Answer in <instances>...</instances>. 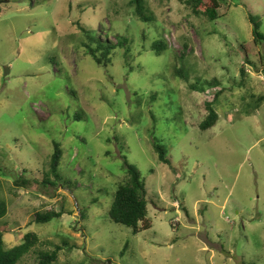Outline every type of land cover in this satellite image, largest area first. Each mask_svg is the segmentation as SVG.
I'll use <instances>...</instances> for the list:
<instances>
[{"label":"rangeland","instance_id":"374dc122","mask_svg":"<svg viewBox=\"0 0 264 264\" xmlns=\"http://www.w3.org/2000/svg\"><path fill=\"white\" fill-rule=\"evenodd\" d=\"M142 1L151 22L130 0H0V235L8 249L39 238L18 264L56 246L54 264H264V48L247 19L264 34V0H218L214 22L186 0ZM88 36L123 45L104 67ZM209 103L218 120L201 131ZM54 141L58 186L16 188L46 172ZM124 157L148 202L151 228L136 235L108 217ZM49 210L63 214L33 223Z\"/></svg>","mask_w":264,"mask_h":264},{"label":"trees","instance_id":"16d2710c","mask_svg":"<svg viewBox=\"0 0 264 264\" xmlns=\"http://www.w3.org/2000/svg\"><path fill=\"white\" fill-rule=\"evenodd\" d=\"M38 2L40 0H31ZM224 3V1L222 0ZM132 5H135V13L141 22L147 23L151 22L150 19L144 16V7L142 0H130ZM187 6L192 10V13L196 16H204L210 22H214L218 19V12L220 4L218 0H186ZM1 15V7H0ZM249 23L252 25V36L253 42L257 45L263 46L264 48V34L260 32V24L257 22L256 18L250 13L247 15ZM89 44H84L87 49V53L92 57V59L99 65L107 66L111 63V52L112 50L122 47L123 43L119 42L115 47H113L108 42H101L99 38L88 36ZM123 42H126L123 39ZM95 44L92 47L90 44ZM153 51L155 53L161 54L168 50L164 40H158L152 45ZM247 51V50H246ZM129 48L125 49V54H128ZM263 59V58H262ZM247 61V60H246ZM185 62V57L183 55L175 57L174 65L172 67V76L176 79L186 81L190 79L189 71L191 68H186L183 63ZM132 72V70H131ZM243 73V72H242ZM197 82L199 80H196ZM208 82H204L202 86H206ZM258 105L264 102V98H260ZM208 116L199 125L201 131H207L214 127L217 123L218 116L212 104H206ZM259 107V106H258ZM256 107V110L258 109ZM154 151L157 155V159L160 163L170 167L171 163L167 157L166 150L163 146L154 143ZM62 157L61 147L58 143L54 141L53 152L48 162V169L41 175V178H26L24 174L20 175L15 181L14 185L18 189H26L33 182L35 186H38L43 191L49 188L55 189L58 186L61 178L58 173V168L60 160ZM124 157V168L126 171V179L119 184L116 193L114 194L113 202L108 211L109 219L115 224L130 228L133 235L138 234L141 231H145L151 228L150 222L147 220V199L144 180L141 178V174L138 169L129 164ZM64 186L68 188L70 186L69 181H64ZM63 211V210H62ZM8 214V207L3 203H0V220L4 219ZM62 212H55L53 210L45 211L42 213H35L33 215V223L36 224H47L54 219H59L62 216ZM39 244V238L34 233H27L23 236L22 243L14 246L13 248H5L2 235H0V264H18L20 260L35 249ZM61 248L56 246L52 251H45L39 254L38 264H54L57 260L58 253Z\"/></svg>","mask_w":264,"mask_h":264},{"label":"water","instance_id":"95a60500","mask_svg":"<svg viewBox=\"0 0 264 264\" xmlns=\"http://www.w3.org/2000/svg\"><path fill=\"white\" fill-rule=\"evenodd\" d=\"M9 70L8 69H4V75L8 74Z\"/></svg>","mask_w":264,"mask_h":264}]
</instances>
